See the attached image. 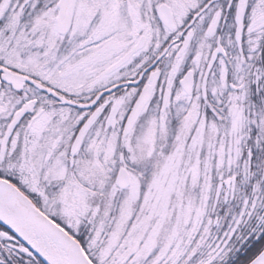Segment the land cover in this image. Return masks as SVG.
<instances>
[{
	"label": "snow or ice",
	"instance_id": "obj_1",
	"mask_svg": "<svg viewBox=\"0 0 264 264\" xmlns=\"http://www.w3.org/2000/svg\"><path fill=\"white\" fill-rule=\"evenodd\" d=\"M0 264H264V0H0Z\"/></svg>",
	"mask_w": 264,
	"mask_h": 264
}]
</instances>
